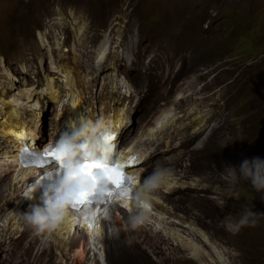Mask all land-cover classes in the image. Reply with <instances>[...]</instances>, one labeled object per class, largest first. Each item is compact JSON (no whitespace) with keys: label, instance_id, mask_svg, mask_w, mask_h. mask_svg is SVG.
I'll return each mask as SVG.
<instances>
[{"label":"bare ground","instance_id":"6f19581e","mask_svg":"<svg viewBox=\"0 0 264 264\" xmlns=\"http://www.w3.org/2000/svg\"><path fill=\"white\" fill-rule=\"evenodd\" d=\"M72 19L60 44L56 42L58 32L50 33L53 46L46 51L48 69H43L39 62L36 73L33 74L31 69L24 75L25 79L23 76L9 80V86L0 80V227L6 232V245L12 249L14 239L18 237L19 247L35 264H97V257L103 253L106 264H115L128 253L145 260L146 264H167V251L177 255L175 264H188L190 260L198 264H231V250L198 227L202 199L180 203L181 197L175 195L200 185L207 188L208 178L199 170L203 164L200 165L196 158V154L204 152L208 145L204 136L215 128L211 124L214 113L207 103L211 95L207 90L202 92L206 86L197 89L194 75L183 79L179 76L181 68L173 77L165 74L163 65L171 63L172 58L166 59L170 50L162 52L159 45L154 49V54L159 57H153L147 65L157 64L155 76L149 68L142 75L141 79L147 80L144 89L138 90L132 84L135 79L125 78L119 82L121 79L112 72L114 64H120L113 52L114 36L103 33L98 42L88 45L82 41L87 25L80 16ZM45 35L43 41L47 39ZM131 43L122 46L123 59L130 56L129 46L136 41ZM175 45L181 50L188 48L187 41ZM101 52L103 57H100ZM134 54L137 51H132ZM19 71L25 74L24 70ZM4 72L6 76L14 75L10 70ZM102 73L107 77L113 73L111 78L114 79H101ZM178 79H181L179 83ZM159 85L165 86L163 90L167 96L164 98L156 95ZM201 92L205 97H201ZM93 93L97 96H92ZM156 100L159 101L153 106ZM142 102H146L145 110H142ZM148 103L153 105L149 107ZM48 110H53L54 114H49L52 118L44 122ZM84 115L92 121L102 119L107 129L119 132L117 141L122 147L132 143L122 153L127 155L135 150L145 157L144 163L135 169L143 177L149 176L157 167L167 169L165 180L147 190L155 195L151 200L154 212L140 211L143 222L130 227L128 217L133 213H126L118 202L127 203V208L130 210L131 207L136 213L139 204L129 202L119 193L103 221L101 232H98V226L88 228V217H80L81 211L76 216L69 214L51 233L36 232L24 223L19 213L27 211L29 205L39 203L41 191L38 187L31 199L21 196L38 170L17 164L15 153L21 148L22 141H27L29 148H35L33 143L38 141L42 144L53 141L60 129H68L69 120L75 121ZM189 142H194L195 146L188 148ZM183 157L188 161L186 165L181 161ZM116 158L120 160L123 156ZM161 185L163 187L158 189ZM134 189H140V182ZM146 199L142 200L143 204L147 203ZM179 211L183 213L180 215Z\"/></svg>","mask_w":264,"mask_h":264},{"label":"rangeland","instance_id":"374dc122","mask_svg":"<svg viewBox=\"0 0 264 264\" xmlns=\"http://www.w3.org/2000/svg\"><path fill=\"white\" fill-rule=\"evenodd\" d=\"M72 15L80 16L87 25L84 43H96L106 32L114 36L113 52L120 64H114L116 69L113 66L112 72L121 79L119 82L125 78L135 79L132 84L138 90L144 89L147 80L143 81L142 75L149 68L155 76L157 64L147 65L153 57H159L154 54L159 45L162 52L170 50L166 59L172 58L171 63L163 65L165 74L173 77L181 68L179 76L183 79L194 75L197 89L206 86L202 92L207 90L211 95L208 107L214 116L222 118L218 129L207 140L204 152L196 154L200 165L203 164L200 173L210 176L205 195L196 200L204 202V216L202 219L199 212L197 223L202 228L206 226L215 239L234 252L232 264H262L258 259L264 255V222L260 220L237 232L225 226L228 219L237 218L246 208L253 212L264 209V200L250 184L246 180L233 184L226 179L227 185L220 190L225 205L219 206L217 200L220 199H216L213 207L205 200L208 194L213 197L218 192L216 179L224 178L221 174L224 166L237 167L243 154L264 156V0H0L2 84L8 85L7 81L17 80L31 69L35 74L39 62L43 69H48L46 51L53 46L50 33L58 32L56 42L60 44L64 30L73 20ZM44 35L47 39L43 41ZM132 41L136 43L129 46L130 56L123 59L121 48ZM185 41L188 48L177 49L175 43ZM132 51L137 54L133 56ZM9 70L14 75L6 76L4 71ZM19 70H24L25 74ZM111 74L107 77L102 73L101 79L111 78ZM178 80L179 83L181 79ZM164 88L163 85L157 87L158 98L167 96ZM95 95L97 93L92 96ZM158 101L148 106H155ZM145 103H141L142 110ZM49 114L54 111H45L47 118L43 121L52 118ZM191 145L189 142L188 147ZM231 192L237 193L235 198L231 197ZM213 213L217 214V220L212 224L210 215ZM221 228L224 232L218 235ZM165 257L169 258V264L177 260V255L171 252ZM130 259V263L126 258L117 263L146 264L140 257ZM188 264L198 263L190 260Z\"/></svg>","mask_w":264,"mask_h":264},{"label":"clouds","instance_id":"9594fccd","mask_svg":"<svg viewBox=\"0 0 264 264\" xmlns=\"http://www.w3.org/2000/svg\"><path fill=\"white\" fill-rule=\"evenodd\" d=\"M221 118H222L221 115L214 116V120L211 124L215 125V128L213 131L209 130L206 133V135L204 136V140L206 139L208 140L215 133V131L218 129L221 123ZM68 129L62 128L56 134V138H59L57 141L58 150L61 153L67 152L71 160H75L76 158H79L80 160H84V159L90 160L93 159L95 156L96 137L99 133L107 129V125L102 119H97L95 121H92L91 119L87 118L84 115L78 117L75 121L69 120ZM118 136H119V132L116 137V143L118 145V147L115 150L116 157L123 156L124 159L128 154H133L136 156V159L138 161L136 165L127 168L125 170L126 175H128L130 179L133 178L136 180V183L133 180V183H135L133 187L135 188L137 182H139V178L140 177L143 178V176L140 173H137L135 169L137 167H140L141 164L144 163L145 157L135 150H131L132 152L128 153L127 155H125V153H122V151H126V149L129 148L132 143L129 142L122 147V145L117 141ZM51 142L52 141H48L42 144L41 142L38 141L36 143H33L35 145V148H29L27 146L26 147L29 150H42L44 146H46ZM191 143H192L191 147L189 146L188 148H192L195 146L194 142ZM20 150L21 148H19L18 152L15 153L16 163L23 166L24 168L33 167L34 169L38 170L33 176V180L30 181V183L21 193V196L31 199L32 193L35 189H37V187L39 188L38 191H41V195L39 197L38 204L29 205L27 211H25L23 214L19 213V215L22 217L24 223L32 227L36 232L43 231L46 233H51L54 229H56L59 226L60 223H62L68 217L69 214L74 216L77 215V212L73 211L70 208V203L73 197L75 196V194L80 190L81 185L79 182L74 181L73 173L75 170L72 164L68 165L66 173L63 176L57 177L49 183L47 181H44V184L46 186H42L41 183L40 184L34 183L35 180L37 179V176L40 178L41 174L44 171H51L53 165L48 164L45 165V167L42 170L38 169L34 164L31 163L30 160H27L25 157L21 156ZM181 161L183 165H186L188 163V161H186V157H183ZM166 171L167 169L157 167L145 179L143 185L140 186V189L137 190L135 198L134 199L127 198L129 202H133V204L137 202L139 204L138 213H136V211H133L131 207L129 210L128 208L124 207L123 203L118 202V205L126 213H133V215H130L128 217V224L130 227H136L138 224L143 222L144 217L142 214H140V211L147 210L150 213L154 212V209H152L151 200L155 197V195H152L147 190L155 188L160 183H162L165 180ZM54 174L56 173L55 172L52 173L53 177ZM202 174L207 175L209 177L208 181L206 182V187H208L210 176L206 172ZM221 174L225 179L224 178L216 179V183L218 185V192L215 193L213 197L209 196L208 194L209 198L205 200L206 202L209 200L208 203L210 205L213 206V203L216 201V199H220L217 200V204L219 206L222 207L225 205V200L221 199L222 193L220 190L222 187L227 185L228 181L232 182L233 184H236L239 180H246L247 183L250 184V187H252L253 191L259 195L260 199L264 200V156H254L252 155V153L248 155L243 154L240 157V159L237 161V167L226 165L223 167ZM162 187L163 186L161 185L158 189H161ZM206 189L200 185L198 187H195L191 191H179L175 195L176 197H181L180 203H183L188 199H193L196 201L200 197L205 195L204 191ZM123 190L124 189L116 190V193L112 198V205L116 202L115 198L119 197V193H121ZM144 192L146 193L144 194ZM142 195L148 197L149 199L143 198ZM230 195L231 197L235 198L237 193L231 192ZM143 199H146V202L149 205L148 208L143 207V203H142ZM202 203H200L201 207H202ZM112 205H109V207L105 209L104 213L100 215L99 217L100 221H104L107 218L109 214V209L111 208ZM80 211H81L80 217L81 215L89 217L91 213H94L96 211V205L82 206ZM8 212L9 211H7L6 213ZM208 212L209 211H206V213ZM6 213H2V214H6ZM182 213L183 212H181L180 214ZM200 214L202 215V219H203L204 216L203 209L200 211ZM216 220H217V214L213 213L212 215H210V222L212 224ZM260 220L262 223L264 222V209L259 210L258 212H253L250 210V208H246L240 213V215L237 218L228 219L225 226L227 230L231 232H237L242 227L255 225ZM98 227L100 228L98 232H101L103 230L102 226H98ZM198 227L200 226L198 225ZM203 229L210 234L211 238L214 241L223 245L219 240L213 237V234L206 228V226L203 225ZM0 231H1L0 232V264H35V262L28 257L27 252H23L22 248L19 247L18 237H15L14 239L15 246L11 249L5 243L6 232L2 230V227H0ZM223 232H224L223 228H221L218 231V235H222ZM86 240L89 241L88 238H86ZM86 240L85 242H87ZM230 252L234 254L233 251ZM130 257H135V256L130 255L129 253L122 256V258H130ZM167 260H168L167 264H169L170 261L169 258H167ZM258 260L259 263L264 264V255H262ZM117 261H115V264H118ZM130 261H132V259H129L128 263H130ZM97 264H106L104 253L101 256L97 257Z\"/></svg>","mask_w":264,"mask_h":264},{"label":"snow or ice","instance_id":"6c2138e0","mask_svg":"<svg viewBox=\"0 0 264 264\" xmlns=\"http://www.w3.org/2000/svg\"><path fill=\"white\" fill-rule=\"evenodd\" d=\"M104 53H100L103 57ZM99 59V57H98ZM164 117L161 118V122ZM117 133L111 128L99 133L95 141V156L93 159L80 160L76 158L71 160L67 152L61 153L57 148L59 138L42 148V150H29L26 145L27 141H22L21 156L30 160L38 169H43L45 165L52 164L51 171H44L45 177L51 178L53 172L57 177L66 173L69 164L74 168V181L79 182L80 190L73 197L70 208L79 213L82 206L96 205V211L91 213L87 219L88 228L91 230L94 226H102L103 221L99 217L104 213L105 209L112 204V198L117 189H124L121 197L134 199L136 189L132 188L133 180L126 175V169L138 163L136 156L128 154L124 159L118 160L115 150L118 147L116 143ZM148 176L140 177V186L143 185ZM34 183H39V177ZM124 207H128L126 203ZM144 208H148L147 203L143 204ZM110 218V216L108 217ZM99 222V223H98Z\"/></svg>","mask_w":264,"mask_h":264}]
</instances>
